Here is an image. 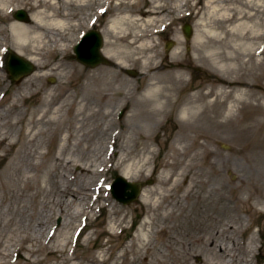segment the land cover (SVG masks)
Wrapping results in <instances>:
<instances>
[{
    "label": "bare ground",
    "instance_id": "1",
    "mask_svg": "<svg viewBox=\"0 0 264 264\" xmlns=\"http://www.w3.org/2000/svg\"><path fill=\"white\" fill-rule=\"evenodd\" d=\"M19 10L28 13V21L16 17ZM105 16L106 22L100 24ZM186 18L195 22L192 52L188 54L184 50V42L180 40L183 39L180 24ZM97 27L102 28L99 32H103L105 38L103 54L112 60L113 66L125 70L132 65L140 68L143 76L152 75L148 82L138 85V90L144 92L145 103L152 105L150 115L156 124L160 127L168 117L180 124L172 147L173 162L166 164L169 175L182 168L178 174L191 177L197 167L201 168L199 155L207 150L208 137L219 133L231 136L233 143L251 155L264 151V0H0V70L6 51L26 57L37 66L36 72L25 80V87L18 91L17 96L0 99V106L6 108L0 113V150L5 153V158L11 156L14 161L19 153L11 155L12 148L34 144L41 136L49 135L50 146L59 133L65 132L62 113L67 104H74L70 95L58 107L55 106L60 96L56 91L41 99L42 109L28 108L24 111L20 102L41 90L30 83L32 80L41 81L45 76L54 74L79 76L83 69L71 61L69 64L67 60L72 57L75 41L84 33L97 30ZM158 38H170L176 42L169 55L156 51ZM50 57L54 62L47 63ZM158 60H161L159 70ZM148 68L152 71L149 74L146 72ZM196 71L203 72L204 78L197 81L189 78ZM0 79L3 80L1 76ZM90 80L95 83L103 79L93 75ZM85 87L89 88V84ZM59 91L64 92L65 88ZM77 105V112L71 121L77 123L75 130L79 133L89 109L82 101ZM90 112L89 117L92 118L95 112ZM13 118L14 121H11ZM40 126H53L55 129L45 130ZM6 129H19L16 142ZM72 138L69 131L61 137L57 154L51 159L53 165H64L65 168L75 165L85 178L105 173L111 158L101 155L93 163L77 159L74 150L70 151ZM76 142L81 145L79 139ZM191 143L196 150L193 153L198 157L194 160L188 155L194 151ZM36 154L39 162L30 164L31 168L43 177H49L53 166L46 168L41 160L47 156L41 152ZM35 156L33 159H36ZM184 157L188 162L183 163ZM115 161L116 166L124 168L123 176L127 180L142 177L145 173L147 160L134 163L129 161L127 152L120 155L118 152ZM44 169L48 170L44 172ZM7 172V180L0 177L5 196L11 194L12 187L16 185V181L10 178L11 174H19L21 169L16 164H10ZM39 177L24 178L26 189L35 190L36 198L45 192L43 178ZM101 188V183L94 187L83 184L77 189L58 186L63 198L58 201L59 213H66L67 205H75L83 198L101 200ZM146 198L144 191L142 199ZM93 208L91 203L70 214L71 219L86 221ZM115 222L116 226H120L123 218ZM15 225L12 219L0 223V264H13L11 259L14 255L26 264H44L45 260L39 258L43 251L50 255L60 252L63 258L59 264H71V259L65 254L70 234H63V240H60L61 236L54 234L56 229L49 230L41 224L40 235L33 236L19 233ZM67 227L75 228L71 223H65L63 229ZM42 237L46 239V245L53 242V247L58 250L40 245ZM144 238L138 236L141 243ZM141 243H137V249L126 250V253L133 251L141 254ZM248 247L250 255L240 264H253L254 235ZM220 253H225L222 248ZM93 262L104 263L105 257H95ZM224 264H233L232 259H227Z\"/></svg>",
    "mask_w": 264,
    "mask_h": 264
},
{
    "label": "rangeland",
    "instance_id": "2",
    "mask_svg": "<svg viewBox=\"0 0 264 264\" xmlns=\"http://www.w3.org/2000/svg\"><path fill=\"white\" fill-rule=\"evenodd\" d=\"M106 20L107 16L103 17L100 24ZM194 23L191 18H186L180 24L183 38L180 40L184 42L187 54L192 52ZM186 24H190L193 30L190 39L184 33ZM101 30L102 28L97 27L96 31ZM87 33L75 41L72 57L67 60L80 66L82 73L74 77L54 74L45 76L41 81L32 80L30 83L39 86L41 90L33 92L26 101L20 102L24 111L28 108L42 109L41 99L56 91L60 97L55 107L69 95L74 104H67L62 113L66 123L65 132L63 130L59 133L50 146L49 135L37 138L31 145H18L10 152L11 155L13 152L19 153L14 161L11 156L5 158V153L0 150V177L7 180V168L10 164H16L21 169V173H12L10 176L16 181V185L8 196H5V188L0 181V223L12 219L16 222L14 228L19 233L33 236L40 235L41 224L49 230L56 229L54 234L61 236L60 240H63V234H70L65 254L71 259V264H97L93 259L103 256L105 262L101 264H224L229 258L233 264H240L250 255L248 246L253 235L256 248L252 254V263L264 264V151H258L257 155L260 154L261 157L257 158V155H251L246 149L233 143L231 136L219 133L208 137L207 150L199 155L201 168L197 167V171L190 174L191 177L180 176L178 173L182 168L169 175L166 164L173 162L172 147L180 124L168 117L159 127L152 119V105L145 103L144 92L138 90L139 84L152 78L149 74L151 69L146 70L149 75L143 76L140 68L131 65L122 70L113 66L110 59L108 64L97 67L82 64L77 60L74 49ZM100 35L104 39V48L103 32ZM156 42L158 54L160 50L162 54L169 55L176 46V42L170 38H158ZM170 43L171 48L168 49ZM10 54L6 51L0 70L3 79H0V99L3 96H17L18 91L25 87V80L36 72L16 82L8 72ZM52 62L54 61L50 57L47 63ZM159 62L161 60H158L157 70ZM35 67L37 68L36 65ZM93 75L103 80L94 83L90 80ZM204 76L203 72L196 71L189 78L197 81ZM87 84L89 88L85 87ZM63 87L65 91H59ZM79 101L86 104L95 115L89 117L91 112L88 110L82 121L83 128L77 133V123L71 121V117L77 112ZM5 109L0 106V113ZM14 118L10 120L14 121ZM40 127L45 130L55 129L53 126ZM5 131L13 136V141L18 140L19 129ZM67 131L73 135L70 151L74 150L73 154L77 159L93 163L101 155L106 159L111 158L105 173L85 178L75 165L69 168L53 165L51 159L57 154L60 139ZM78 139L81 145L77 144ZM112 143L115 144L112 146ZM37 152L48 157L41 160L46 168L53 166L49 177H43V174L30 166L39 162ZM118 152L119 155L127 152L129 161L134 163L147 160L144 175L128 180L142 183V195L145 191L146 199L143 200L141 195L137 202L124 205L113 197L111 185L116 177L123 176L124 169L116 166ZM193 152L196 150L188 154L192 160L198 158ZM34 155L36 159H33ZM186 161L188 162L185 160L183 163ZM47 170L44 169V172ZM35 175L43 178L45 186V192L38 198L35 197L36 191L26 189L24 183L25 176ZM98 183L103 186L100 190L101 200L83 198L75 205H67L66 213H59L58 201L63 198L58 186H73L77 189L83 184L94 187ZM91 203L94 208L89 219H71L70 214L79 212ZM122 218V225L116 226L115 221ZM65 223H71L75 228L63 229ZM138 236L145 237L142 243ZM52 243L46 245V239L42 237L40 245L53 247ZM134 243L136 247H132ZM137 243L143 244L141 254L133 251L126 253V250L137 249ZM221 248L224 254L220 253ZM39 258L45 260L44 264H59L63 255L60 252L58 255H50L43 251ZM11 261L13 264H26L15 255Z\"/></svg>",
    "mask_w": 264,
    "mask_h": 264
},
{
    "label": "water",
    "instance_id": "3",
    "mask_svg": "<svg viewBox=\"0 0 264 264\" xmlns=\"http://www.w3.org/2000/svg\"><path fill=\"white\" fill-rule=\"evenodd\" d=\"M18 18L22 20H28V16L25 12L19 11ZM184 32L187 38L192 36V28L187 25L184 28ZM103 46V39L97 32H91L87 34L82 42L75 48L77 59L90 67H96L102 63H108L101 54V48ZM8 70L16 81H20L22 78L31 75L35 71V66L26 59L12 54ZM142 192V185L140 183H130L125 178L117 177L113 187L112 193L116 200L124 205L136 202Z\"/></svg>",
    "mask_w": 264,
    "mask_h": 264
}]
</instances>
